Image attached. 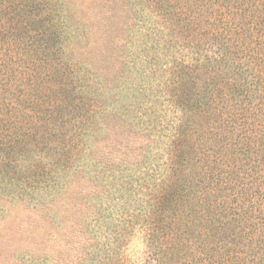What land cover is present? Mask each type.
I'll use <instances>...</instances> for the list:
<instances>
[{"label": "trees", "instance_id": "obj_1", "mask_svg": "<svg viewBox=\"0 0 264 264\" xmlns=\"http://www.w3.org/2000/svg\"><path fill=\"white\" fill-rule=\"evenodd\" d=\"M152 3L163 27H149L161 31L155 47L139 49L147 55L145 77L159 71L162 114L147 100L133 118L128 106L109 124L101 98L108 79L95 68L98 59L82 61L63 48L56 3L0 0V166L14 161L23 184L18 200L61 186L54 205L70 190L77 206L69 203L65 264H132L123 248L136 231L145 241L142 264H264V0ZM184 7L194 9L191 16ZM203 8L208 28V18H198ZM167 56L161 68L156 60ZM107 73L114 78L112 68ZM141 78L137 92L151 95V80ZM169 112L177 114L169 119ZM124 122L151 144L161 139L160 154L151 155L150 142L129 154L127 140L122 158L103 154L113 142H95L94 152V132L108 125L123 135ZM31 151L40 153L35 163L22 164ZM90 174L97 188L86 193L80 182ZM109 201L119 208L115 218L103 208ZM45 211H37L40 229ZM25 254L23 263L46 264Z\"/></svg>", "mask_w": 264, "mask_h": 264}, {"label": "rangeland", "instance_id": "obj_2", "mask_svg": "<svg viewBox=\"0 0 264 264\" xmlns=\"http://www.w3.org/2000/svg\"><path fill=\"white\" fill-rule=\"evenodd\" d=\"M133 1L52 0V4L56 3L59 7L53 18L58 23L60 30L64 32L63 48L68 46L74 49L75 57L80 58L82 61L88 62L92 59H98L99 64H94V66L95 68L100 66L101 69L99 70L108 79V81H105L102 77L103 91L106 92L101 98L106 101L105 114L109 124L113 120L119 121V116L128 106L130 108L128 110L130 112L129 116L133 118L136 113L134 108L139 102L146 103L147 100H150L153 105L154 101L159 114H162L160 109H163L162 99L156 100L161 88H163L159 71L150 73L149 77H145L143 70L147 65L145 62V56L147 55L145 52L140 53L141 49H139L140 46L142 48V45H153L152 43L155 42V37H157L156 34L161 31L156 32L154 30V36H152L149 27H163L162 19L153 13L151 7L148 6V2L150 4V1L152 3L153 0L147 2L140 0L139 5H135ZM184 9H186L189 16L192 15L190 12L194 10L192 7L190 9L184 7ZM201 11L202 14L198 18H200L201 23L203 22L202 24H204L205 18H208L205 27L208 28L211 16H208L204 8ZM168 18V21L177 19L176 16H169ZM171 32L172 30H170ZM158 42L159 45L156 49L161 53L162 41ZM185 52H187L186 49L183 53ZM153 54L154 52L150 50L149 55ZM102 59L106 63L102 62ZM168 59L171 58L167 56L163 60H156V62L159 61L158 64L161 67ZM126 62L128 66L124 65ZM166 67L169 68V66ZM111 68V74L114 75V78L107 76V72ZM161 68H165V65ZM140 76H142V83L145 85H147L148 80H151L153 86L150 89V92H153L151 95L148 92L146 94L137 92L141 84ZM175 114L177 113L169 112L167 116L171 119ZM152 117L154 116H149V118ZM106 124H108L107 121ZM122 124L126 126L124 128L129 129L127 132L130 134L129 136H124L127 133L120 134V129L116 128L120 130L117 131L114 127H107L108 125H106V130L103 126L101 130H97L99 132L96 133L95 131L96 136L88 140L94 152L99 146L95 142H102L103 145L113 142L115 146L108 150L102 149L103 154L108 151L109 158H122L125 154V140H127L128 147L126 150L129 154L136 153L138 150L134 149L146 146L147 142L152 141H147L146 132L140 133L137 128H129L126 122ZM22 132L23 130H20L19 134H23ZM147 134L149 133L147 132ZM120 144L121 147H118ZM161 146V139L153 140L152 144L150 142L151 155L160 154ZM1 154L6 153L1 151ZM29 154L27 159L25 157L19 159V161L24 165L32 164L37 160L36 157L40 155L38 151H31ZM12 160V158L7 159V161ZM13 163L14 161H12L10 167L0 166V264H26L22 261V255L25 253L26 258L45 259L46 264L67 263L68 257L65 252L66 249L71 248V235L68 233L66 226L71 221L72 206L70 204L76 205L75 201L71 202L68 199L67 195L71 193L70 190L66 191L68 194L64 193L65 196H62L61 200L57 198L54 205L52 200L57 196L56 191L65 192V188L61 186L57 189L50 187L43 198L32 193L31 196H25L23 199L18 200L17 193L23 184L17 181L19 173L14 171ZM68 178H72V176H68ZM91 178H94L91 174L86 175V179L80 182L83 185V191L86 193H92L95 190L94 188H97L94 187L95 182ZM63 182V180H60V184ZM42 201H45L44 207L39 208L38 203ZM96 201H94L95 205L100 200L97 198ZM91 204L93 203L91 202ZM103 208H108L107 212L111 213L112 218H115L116 213L114 212L119 209L118 207L115 208V205L110 201L108 204L103 202ZM44 209L46 210L45 213L47 212V222L45 229H40L41 221L38 218L39 213L37 211ZM130 236L131 238L126 239L127 245L123 248L124 256L132 264H142L145 257L144 251L146 250L143 234L136 231ZM98 241L100 242V239ZM19 245L21 247H18Z\"/></svg>", "mask_w": 264, "mask_h": 264}]
</instances>
